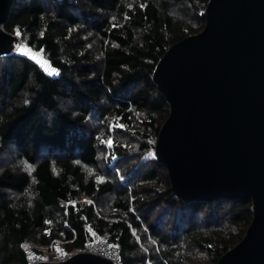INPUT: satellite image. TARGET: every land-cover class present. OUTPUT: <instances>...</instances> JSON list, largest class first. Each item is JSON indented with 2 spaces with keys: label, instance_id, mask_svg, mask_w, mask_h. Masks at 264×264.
I'll use <instances>...</instances> for the list:
<instances>
[{
  "label": "trees",
  "instance_id": "1",
  "mask_svg": "<svg viewBox=\"0 0 264 264\" xmlns=\"http://www.w3.org/2000/svg\"><path fill=\"white\" fill-rule=\"evenodd\" d=\"M208 1H13L1 28L57 74L0 56V264L79 249L86 227L121 264H216L242 240L249 199L184 202L154 155L169 107L153 71Z\"/></svg>",
  "mask_w": 264,
  "mask_h": 264
},
{
  "label": "water",
  "instance_id": "2",
  "mask_svg": "<svg viewBox=\"0 0 264 264\" xmlns=\"http://www.w3.org/2000/svg\"><path fill=\"white\" fill-rule=\"evenodd\" d=\"M13 1L0 0V56L15 52L1 28ZM204 17L153 71L169 107L154 155L184 202L249 199L244 237L216 264H264V0H209ZM34 264L113 263L81 253Z\"/></svg>",
  "mask_w": 264,
  "mask_h": 264
},
{
  "label": "built area",
  "instance_id": "3",
  "mask_svg": "<svg viewBox=\"0 0 264 264\" xmlns=\"http://www.w3.org/2000/svg\"><path fill=\"white\" fill-rule=\"evenodd\" d=\"M86 231L89 233V238L79 249L54 251L51 247H48L39 251L36 248L29 247L24 255L26 264L63 262L81 253H92L110 260L113 264H121L119 251L115 244H111L105 238L93 233L88 227H86Z\"/></svg>",
  "mask_w": 264,
  "mask_h": 264
},
{
  "label": "rangeland",
  "instance_id": "4",
  "mask_svg": "<svg viewBox=\"0 0 264 264\" xmlns=\"http://www.w3.org/2000/svg\"><path fill=\"white\" fill-rule=\"evenodd\" d=\"M17 38L19 39V36H17ZM19 48H23L24 52L20 51ZM14 53H20V54L32 57L39 65H41V67L43 68L44 71H46L45 69L47 68L46 72L48 74L50 72L52 73V74H49V75H56L57 74V72L55 70L51 69L49 67V64L41 58V54L40 53H36V52L28 49L21 41H19L16 44ZM25 53H27V54H25ZM106 145H107V147H110L109 146V141L106 143ZM109 218H111V217H109Z\"/></svg>",
  "mask_w": 264,
  "mask_h": 264
},
{
  "label": "snow or ice",
  "instance_id": "5",
  "mask_svg": "<svg viewBox=\"0 0 264 264\" xmlns=\"http://www.w3.org/2000/svg\"><path fill=\"white\" fill-rule=\"evenodd\" d=\"M17 35H19V33H17ZM20 51L24 52V49L23 48H19ZM27 54V53H25ZM47 71V68L45 69ZM49 74H52L51 72ZM109 146H111V141H109Z\"/></svg>",
  "mask_w": 264,
  "mask_h": 264
}]
</instances>
